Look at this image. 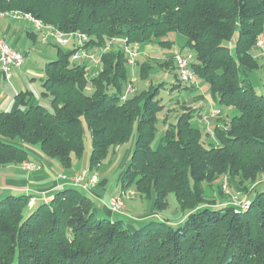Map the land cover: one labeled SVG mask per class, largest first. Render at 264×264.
Wrapping results in <instances>:
<instances>
[{"label":"trees","instance_id":"16d2710c","mask_svg":"<svg viewBox=\"0 0 264 264\" xmlns=\"http://www.w3.org/2000/svg\"><path fill=\"white\" fill-rule=\"evenodd\" d=\"M12 11L65 34H85L90 50L116 42L102 54L95 77L87 65L71 60L73 48L68 54L59 48L42 84L50 107L31 105L25 92L16 96L19 108L0 110V166L29 162L24 146H31L69 170L74 159L84 158L86 123L92 141L88 169L98 171L111 151L134 140L122 189L135 185L157 213L165 212L173 194L180 217L139 224L108 218L77 187L36 208H30V196L8 197L0 201V264H264V186L251 190L247 209L217 206L204 189L222 176L247 187L264 175V94L243 76L260 68L254 52L264 37V0H0L1 13ZM171 34L184 36L186 45L161 69L182 82L175 56L191 55L190 67L208 86L212 104L221 113L237 111L227 115L224 128L214 129L215 143L204 141L211 132L199 125L203 107L184 104L175 123L166 116L165 133L153 146L156 115L165 109L157 94L166 82L135 87L134 95L122 99L134 86L124 45L171 49ZM140 67L148 79L151 59ZM190 83L174 82L170 89L194 93Z\"/></svg>","mask_w":264,"mask_h":264},{"label":"rangeland","instance_id":"374dc122","mask_svg":"<svg viewBox=\"0 0 264 264\" xmlns=\"http://www.w3.org/2000/svg\"><path fill=\"white\" fill-rule=\"evenodd\" d=\"M37 30V29H35ZM173 37L175 44L177 46H184L186 45V38L182 35L179 34H171ZM26 41L23 40V45L20 47L21 51L26 55L28 54V58L26 59L23 68L27 67L26 69H29L32 74H30L28 77L29 80H32V83H34V86H32V90H34L39 97L42 98V102L50 107V99H46L44 96H42V87H41V77H45V67L46 64L55 61L59 57V48L54 47L51 45H47L44 43H36V47H33L32 41L26 37ZM29 45L31 48L30 50H26V46ZM120 46H122V43H119ZM139 48V50L144 54L145 50L152 51L149 57L151 58V70H150V75H148V69L146 70V75L144 78H147L146 80L142 79L141 76V65L144 62L143 57L140 58L139 60V66L135 69L132 67L129 68L130 71V77L134 82V87H136L139 91L143 90L144 87H146L148 84L153 83L154 85H158L162 82H166V87L161 88V90L158 92L157 97L158 99H162L163 104L165 106V109L163 111H160L157 113L156 118H157V132H156V138L153 141V146L155 147L158 145L160 139L165 133V130L167 128V125L165 124V119L166 116H168V124L169 123H175L177 120V117L181 115L183 112L182 106L186 104L185 109H194L196 106L201 105L203 107L202 110V119L200 122V127L202 129H205L206 131L211 132V137L205 136L204 141L209 145V143H215V136H214V129L219 127V128H224L225 123L227 120V115H232L236 114L237 111L232 109L227 110L226 108L222 109V113L216 116H212V107L213 104L211 102V97L210 93L208 92H203L198 96V94L195 93H188L185 90H179L178 88L171 91L170 85L174 82L178 84H183L180 81H176L174 74L166 72L161 69L160 64L163 63L165 60H169L173 53L174 49L170 48H163L157 45H145L139 47L138 45H134ZM96 49H93L94 51H99L97 47ZM33 49V50H32ZM61 51L65 54H68L69 52L72 51V46L68 45L66 47L61 48ZM255 58L259 63L260 68L257 70L253 71H245L243 72V76L249 81V83L253 86V88L259 93V94H264V55L261 54L259 50H256L254 52ZM83 62V61H82ZM80 62V64H82ZM89 76H91V73H89ZM35 77V80L34 78ZM188 86L191 85L187 84ZM185 86V84H184ZM94 92L92 87H88L86 89V93L88 95H92ZM15 96V95H13ZM202 97L203 99H198ZM170 110V111H169ZM209 116V117H208ZM214 126V127H213ZM84 146H85V155L82 161L79 162V164H83L86 162L88 159L91 149H92V141L90 137L89 130L87 128L86 123H84ZM134 147V140H132L130 143L121 146L116 149V153L113 154V151L110 152V155L108 159L104 162L103 166L99 170L100 176L108 180V185H107V195H112V194H120L124 193L126 195H129V198L125 201V206L123 208V211L120 213L122 218L126 220V222H134L135 224H139L136 221V216L140 214V211L142 210L143 213H146V215L149 216L150 213L152 214H158V219L161 218H170V219H177L180 217V211L178 208V203L176 200V197L171 194L168 196L167 201H168V207L165 210V212L162 213H157L151 207H153L152 202L149 201H144L139 198V196L135 193V185H132L130 189L128 190H121L122 188V182L120 180L121 175L127 166L128 161L130 160V156L132 153ZM89 164L86 162V165ZM224 180L227 181L226 189L224 188ZM218 185H220L221 190H222V195H219V192L217 191ZM193 186V183H192ZM260 186H264V175L260 176L259 180L253 184L245 187L244 184L239 185L235 180H229L227 179L226 176H222L218 179H214L208 183L204 184V189L206 192V195L215 197L216 203L218 204L217 206H226L227 204H231L234 206H237L241 209H247L250 207V192L254 188L257 189ZM120 193H119V192ZM118 192V193H117ZM252 195V194H251ZM117 196V195H116ZM115 197V196H114ZM141 200L143 202V207L140 205ZM127 205V208H126ZM135 205L137 210H134L132 206Z\"/></svg>","mask_w":264,"mask_h":264},{"label":"crops","instance_id":"0c3cea01","mask_svg":"<svg viewBox=\"0 0 264 264\" xmlns=\"http://www.w3.org/2000/svg\"><path fill=\"white\" fill-rule=\"evenodd\" d=\"M37 29V30H35ZM28 37L33 44V47H36V43L41 42V32L36 28L35 25L29 22H21L14 21L10 18H0V39L4 40L10 47L20 51L24 57L25 61L28 58L21 51L20 47L23 45V40ZM168 40L172 41L173 44L172 50L174 51L179 47L175 44L173 37L170 35ZM45 44V43H44ZM47 45H51L56 47L55 45L48 43ZM139 46V45H138ZM141 47V46H139ZM73 48V47H72ZM29 45L26 46V50H30ZM33 50V49H32ZM152 51H144V55L142 56L144 60L151 59L149 55ZM24 61V63H25ZM82 64L87 65L88 72L91 73V77H95L97 75L98 68L92 67L87 62H82ZM27 67L22 66L20 69H14L12 71V76L9 80L5 79L1 71L0 64V110L3 111H14L19 108V104L16 102V96L19 93L30 92L31 97V105L44 104L42 102V98L32 90V80L29 79V75L32 72ZM35 80V77H32ZM43 77H41V87L43 89ZM195 89V94H202L203 92H208L209 88L206 84H204L200 79L194 80L191 85ZM43 92V91H42ZM15 95V96H13ZM203 99V98H202ZM50 101V100H49ZM45 105V104H44ZM50 106V105H49ZM214 109H217L214 105L212 107V112ZM211 112V114H212ZM209 117V116H208ZM214 127V126H213ZM29 151V162L36 164L38 169L34 171H27L23 169L21 163H11L8 165L0 166V201L8 198V197H18V196H30L36 200L34 206H30V208H36L41 203L49 202L56 193L66 189L74 187L71 178L75 175V173L88 168L86 162L83 164H79L82 160H73V164L71 169H64L59 161L52 160L45 157L39 150L38 147H27L24 146ZM101 169V168H100ZM99 169V170H100ZM99 170L97 171L99 173ZM65 176L66 179H62L61 177ZM108 185V180L104 177L102 178L99 174V183L98 185L89 193V195L93 198L94 204L96 206V210L100 211L102 215L108 218H116L121 217V215L113 213L109 209L110 200L118 195L112 194L107 195L106 189ZM122 188L119 190L121 192ZM118 191V192H119ZM117 192V193H118ZM119 192V193H120ZM141 207H143V202L141 200ZM127 208V205H126ZM132 208L137 210L138 208L133 205ZM137 208V209H136ZM153 209V207H151ZM158 214L150 213L149 216L146 213H143L142 210L140 214L137 215L136 221L138 223H142L149 218L157 217ZM123 217V216H122ZM132 226V225H131Z\"/></svg>","mask_w":264,"mask_h":264},{"label":"built area","instance_id":"2783aa9c","mask_svg":"<svg viewBox=\"0 0 264 264\" xmlns=\"http://www.w3.org/2000/svg\"><path fill=\"white\" fill-rule=\"evenodd\" d=\"M0 18H10L14 21L29 22L38 28L41 32V42L48 44L51 43L58 48H63L68 45L73 47V53L71 60L73 62H87L92 67L99 68L101 66L102 54L108 52L116 40H110L108 45L103 50H90L85 48L86 43L89 41V37L81 33H70L65 34L58 29L44 25L40 20L28 13L20 11H12L7 13L0 12ZM257 49L264 55V37L258 39L256 44ZM124 52L127 55V63L132 68L137 66V60L141 56L139 48L137 46L124 45ZM193 57L186 53H177L175 56L176 67L179 71L180 80L183 83H190L196 80V75L192 71L190 64ZM24 55L10 47L4 40L0 39V64L1 71L5 76L6 80H9L12 76L14 69H20L24 65ZM136 93V89L132 85H128L123 100H126L130 96ZM220 111L214 109L212 116L219 115ZM23 169L27 171H34L38 169L36 164L32 162H24L22 164ZM66 179L65 176L61 177ZM71 182L74 187L80 188L81 190L90 193L99 183V173L97 171L91 172L88 168L83 169L71 178ZM224 188L226 189L227 181L224 180ZM129 198V195L120 193L113 197L109 202V209L116 214H120L123 211L125 201ZM36 200L32 198L30 200V206H34Z\"/></svg>","mask_w":264,"mask_h":264}]
</instances>
